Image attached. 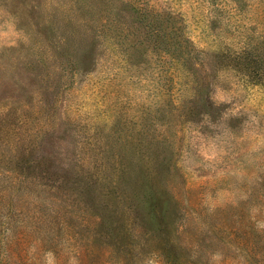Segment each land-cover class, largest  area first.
Segmentation results:
<instances>
[{"label": "rangeland", "instance_id": "1", "mask_svg": "<svg viewBox=\"0 0 264 264\" xmlns=\"http://www.w3.org/2000/svg\"><path fill=\"white\" fill-rule=\"evenodd\" d=\"M0 264H264V0H0Z\"/></svg>", "mask_w": 264, "mask_h": 264}]
</instances>
